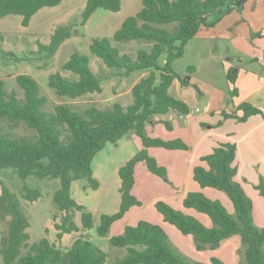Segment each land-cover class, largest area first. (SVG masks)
Masks as SVG:
<instances>
[{
	"label": "trees",
	"instance_id": "trees-1",
	"mask_svg": "<svg viewBox=\"0 0 264 264\" xmlns=\"http://www.w3.org/2000/svg\"><path fill=\"white\" fill-rule=\"evenodd\" d=\"M63 1L0 0V20L18 15L22 17V26L28 27L39 11L58 7ZM123 1L88 0L80 26H85L99 9L120 12ZM231 1L143 0L141 11L126 18L113 36L116 42L144 41L151 44L150 50H140L136 59L127 54L122 55L108 39H95L92 42L91 53L109 69L116 70V76L147 73L133 86V103L127 107L114 103L106 110L92 106L79 113L67 104H59L53 112L48 113L44 111L47 98L42 95L41 87L33 77L17 76V84L24 91V98H20L16 91L7 92L4 82L0 80V119L14 126L25 123L36 132L34 139L0 133V174L5 169H12L23 181L35 177L59 180L61 184L53 195V203L57 208L53 217L56 243L43 238L22 254L30 240L28 229L31 224L17 195L2 182L0 223L5 217H10V222L7 235L0 240V264H110L107 253L84 235H80L66 250L57 246L65 235L81 234L82 230L88 232L94 228L93 214L73 198L72 184L76 180L86 179L93 190H98L100 182L94 177L92 168L96 155L108 143L117 145L131 132L141 139L143 148L118 171L121 179L119 211L112 215H101L97 233L105 237L109 235L112 226L122 220L133 207L143 206L142 201L133 193L138 163L144 162L150 173L169 182L167 168L159 164L149 149L189 151L190 146L180 139L166 141L152 138L147 134V126L156 117L171 111L179 115L190 114L189 106L173 97L170 88L176 80L183 87L191 86V74L195 68L190 67L187 75L181 77L173 64L183 58L186 46L201 27L212 28L220 22L221 17L213 21L209 19ZM76 27L74 24L61 25L55 29L48 44L39 42V60L52 61L61 46L79 34ZM163 56L166 59L162 66L159 60ZM0 58L14 62L32 59L4 50H0ZM62 71L70 72L75 78L65 77L61 72L49 76L48 86L60 98L78 99L104 91L105 79L93 72L86 55L72 54L62 66ZM227 79L231 85L236 82V76L231 71L227 73ZM197 92L200 93L199 90ZM221 115L225 120L235 119L239 123H246L253 116H264V112L246 102L235 111H223ZM163 123L167 129L172 130L169 122ZM236 158L237 145L223 142L212 153L200 158L203 164L194 167L193 179L202 189L212 188L223 192L233 204L234 213H230L221 201L212 200L202 192L187 194L183 201L184 208L208 216L212 227L205 226L194 216L175 209L163 200L158 201L155 207L166 223L193 238L198 251L217 250L223 241L239 235L246 263L264 264V228L255 225L253 201L235 180L238 173L234 165ZM254 187L264 198L263 176ZM23 190V198L31 203L41 196L39 190L27 184ZM78 213L81 214V227L76 222ZM109 243L112 247L127 251L123 258L112 264H206L180 255L163 227L144 220L135 226H126L123 233L111 237ZM210 264L226 263L212 257Z\"/></svg>",
	"mask_w": 264,
	"mask_h": 264
},
{
	"label": "rangeland",
	"instance_id": "rangeland-1",
	"mask_svg": "<svg viewBox=\"0 0 264 264\" xmlns=\"http://www.w3.org/2000/svg\"><path fill=\"white\" fill-rule=\"evenodd\" d=\"M142 1L125 0L121 11L118 13L99 9L85 26H80V24L88 0H64L58 7L44 8L32 18L28 27L22 26V17L18 15H10L1 19L0 37L2 39H0V50L13 52L20 57L29 56L32 58L23 62L6 61L0 58V80L4 82L6 91H16L20 98H24V91L19 87L16 79L19 75H29L39 83L42 95L47 98L44 111L48 113L53 112L55 106L59 104H67L72 110L79 113H83L92 106L106 110L111 108L114 103H119L124 107L131 105L133 103L132 88L143 72H135L129 77H118L116 76V70L109 69L102 60L91 53L90 46L95 39H108L122 55L127 54L132 59L137 58L140 50L149 51L151 44L147 42L129 41L121 43L116 42L113 38L126 18L141 11L143 8ZM222 9L223 7L220 8V10ZM215 17L216 15L212 18ZM70 24L77 26L79 34L66 41L52 61L39 60L40 56L37 54L38 43L48 44L55 29L61 25ZM200 29V32L186 46L183 58L176 60L173 64L175 71L181 77L187 75L190 67H194L196 72L193 77H195V83H197L196 87L181 88L177 81L171 90V95L177 99L180 98L179 100L183 102L182 98H184L188 105L193 108V111L199 109V112H195V117H192L191 124L196 127H204V132L209 134L210 138H213L214 134L218 132L209 129L215 121L211 112L208 113L209 110L217 111L215 116L222 117L221 112L232 111L241 101V97L244 99L255 84L264 83V49L262 48L264 42L262 46H259L261 43L255 40L257 46H253V53L256 55L250 56L249 52L239 45L243 37L242 31L238 32L236 37L229 38L231 34L225 31L223 27H218L216 30L203 27ZM261 33L263 34V31ZM252 37H255V35H251V41H254ZM74 53L88 56L93 72L105 79L102 93L69 99L56 96L54 91L49 88L48 78L53 73L61 72L65 77L75 78L70 72L62 71V66L69 61ZM165 59V56L161 57L159 60L160 65L165 64ZM225 65H228V67L234 65L230 70L236 76L234 85H231L227 79ZM251 81L254 82L253 86ZM197 90L200 91L199 94ZM177 122L187 124L189 121L185 118L178 119ZM234 126L233 122H227L224 130ZM0 133L19 138L34 139L36 137V132L28 128L25 123L14 126L3 119H0ZM142 146L140 138L134 132L129 133L117 145L108 143L96 155L92 163L95 178L100 182L98 190H93L86 179L73 182L71 188L73 198L93 214L94 228L88 232L82 230L81 234L75 233L66 236L62 242L57 244L60 249L66 250L80 235H84L94 245L107 253L110 264L126 255V249L112 247L109 243L111 237L118 235L117 228L119 227L112 229L109 235L105 237H101L97 233V227L100 224L102 214L112 215L119 210L121 195L118 170L128 160L132 159ZM150 174L151 178L162 183L163 187H159L160 190L167 189L170 182H166L152 173ZM2 182L11 192L17 195L31 224L28 229L30 240L22 250V254L26 253L32 244L43 238H47L51 243H56L53 217L57 212V208L53 203V195L60 188V181L35 177H29L26 181H23L12 169H5L0 174V195L2 193ZM25 184L40 191L41 196L37 201L31 203L23 198ZM223 195L228 198L225 193ZM150 199L152 198L143 197L144 204L138 215L154 224L155 221H158L155 220L154 215L160 216V214L153 205V200ZM182 210L188 212L187 215H190L189 213L199 215L191 209L183 208ZM9 222L10 217H5L0 223V240L8 233ZM76 222L81 227L80 213L76 215ZM166 225L177 231L172 225L168 223ZM170 227H166L164 230L166 233L168 232L171 244L177 246L175 237L170 233L173 232L169 229ZM190 239L192 240V237ZM176 246L173 245L174 249L183 256L184 254L178 251V246ZM243 251L242 247L238 252L241 260L245 259Z\"/></svg>",
	"mask_w": 264,
	"mask_h": 264
},
{
	"label": "crops",
	"instance_id": "crops-1",
	"mask_svg": "<svg viewBox=\"0 0 264 264\" xmlns=\"http://www.w3.org/2000/svg\"><path fill=\"white\" fill-rule=\"evenodd\" d=\"M227 10L231 11L226 13ZM212 17L209 19L210 21L221 17L220 22L212 28L216 30L218 27H223L225 31L231 34L229 38L236 37V34L242 31L243 37L239 45L245 48L250 56L256 55L253 53V46H257L255 40L261 43L259 46H262L264 42V0H246L240 8L234 7L228 3L222 10L219 9L217 11L214 19ZM203 28L208 27L203 26ZM261 31H263V34ZM252 34L255 35V37H252L254 41H251ZM262 48L264 49V46H262ZM233 67L234 65L230 67L225 65L224 68L226 73L230 72ZM195 72L196 69L191 74V86L189 87H196L197 83H195V77H193ZM146 74V72H143L136 83ZM177 81L178 80L174 81L171 86L170 94ZM251 83L253 86L254 82L251 81ZM179 87L186 88L183 87L180 82ZM182 99L188 105L186 100L184 98ZM246 102L258 107L264 112V83L255 84L245 98L243 99V97H241V101L238 105L235 106L232 111L227 112L231 113L235 111L241 104ZM188 106L191 109L189 115H178L174 111H171L167 115L156 117L155 121L147 126V134L152 138H161L166 141L180 139L190 146L189 151H168L161 148L149 149L150 154L157 159L159 164L166 167L168 170L170 183L167 189H159V187H163L162 183L151 178V174L145 163L141 162L136 166V185L133 193L143 204V197L152 198L150 200H153L154 206L158 201L163 200L175 209L187 214L188 212L182 210L184 208L183 201L187 194L190 192H202L212 200L221 201L230 213H234L232 202L223 195V192L212 188L202 189L199 184L194 181L193 170L195 166L203 164L200 162V158L212 153L219 143H235L237 145V158L234 165L238 168L235 180L243 186L246 193L253 201V219L255 225L258 228H264V199L254 187L259 183L261 176H264V116H253L246 123H239L235 119L225 120L223 117L215 116L217 111L209 110L208 113H214V117L212 118L215 119L209 129H214L215 132H218L214 134L213 138H210L211 136L204 132V127H196L191 124L192 117H195V112H199V109L197 108L193 111V108L190 107V105ZM240 115H242V112H240ZM185 118L189 121L187 124L177 122L178 119ZM230 121L233 122L235 126L228 130H224L226 123ZM163 122H169L172 126V130L167 129ZM142 148L143 146L141 149ZM95 176L94 173V177ZM141 208L142 207H133L122 220L116 222L112 226L111 230L119 227L117 228L119 235L123 233L126 226H135L141 220L146 221L138 215ZM189 214L201 221L205 226H213L208 216L199 213V215ZM154 218L158 220L155 221L154 224L160 225L164 229L170 227L166 225L167 223L164 221L161 214L160 216L154 215ZM169 229L173 231L170 233L176 239L178 251L182 252V254H184L183 256L187 257L189 260L210 264L211 258L217 257L226 264H247L245 259L241 260L238 255V252L243 247L239 235L232 236L223 241L221 247L217 250L198 251L193 238L192 240L190 239L191 236L188 237L180 234L181 232L179 233V230L176 231L172 227ZM66 236L69 235H65L64 238ZM173 245L176 246L175 244Z\"/></svg>",
	"mask_w": 264,
	"mask_h": 264
},
{
	"label": "water",
	"instance_id": "water-1",
	"mask_svg": "<svg viewBox=\"0 0 264 264\" xmlns=\"http://www.w3.org/2000/svg\"><path fill=\"white\" fill-rule=\"evenodd\" d=\"M245 1L246 0H232L230 2V5H233L234 7L240 8Z\"/></svg>",
	"mask_w": 264,
	"mask_h": 264
}]
</instances>
